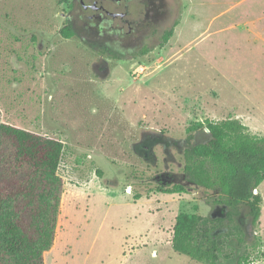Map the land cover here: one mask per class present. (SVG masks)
Listing matches in <instances>:
<instances>
[{"label":"rangeland","instance_id":"1","mask_svg":"<svg viewBox=\"0 0 264 264\" xmlns=\"http://www.w3.org/2000/svg\"><path fill=\"white\" fill-rule=\"evenodd\" d=\"M161 2L165 11L147 23L141 42L131 53L115 42L113 56L100 51L106 42L87 30L78 0H0L1 119L65 144L66 185L45 264H203L174 251L175 217H220L226 207L201 187L152 189L186 183L193 121L236 117L264 135V0ZM142 8L132 1L131 16ZM66 16L78 30L71 38L60 33ZM142 46L150 51L139 54ZM258 191L259 224L246 206L236 218L248 264H264V181ZM236 263L222 256L218 264Z\"/></svg>","mask_w":264,"mask_h":264},{"label":"trees","instance_id":"2","mask_svg":"<svg viewBox=\"0 0 264 264\" xmlns=\"http://www.w3.org/2000/svg\"><path fill=\"white\" fill-rule=\"evenodd\" d=\"M177 24L164 32L163 44L173 36ZM61 33L75 35L70 24ZM149 50L143 49L141 54ZM201 134L208 139L198 141ZM185 143L186 183L163 184L152 191L185 193L188 185L201 187L216 193L214 201L226 211L220 217L179 212L173 225L174 251L203 264H218L222 256L248 264L251 254L246 231L236 218L246 206L253 226L259 224L264 135L250 132L236 117L207 118L186 128ZM64 149L62 140L5 122L0 113V264H45V254L55 244L66 185L59 173ZM133 196L135 200L142 197L138 192ZM237 247L243 250L241 254Z\"/></svg>","mask_w":264,"mask_h":264},{"label":"flooded vegetation","instance_id":"3","mask_svg":"<svg viewBox=\"0 0 264 264\" xmlns=\"http://www.w3.org/2000/svg\"><path fill=\"white\" fill-rule=\"evenodd\" d=\"M132 1L134 0H78L87 30L98 34L96 37L99 43L106 42H104L105 45H101V52L116 56L115 53H112V49L114 48L113 44L117 42L123 49H128L127 52L131 53V49L145 37L147 23L155 22V19L165 11V4L161 2L163 0H138L139 3H143L144 8L139 16L134 17L130 13ZM65 19L66 25L70 24L77 35L76 22L70 16H66ZM126 27L128 31L124 33ZM146 48L149 47L142 46L138 53L141 54Z\"/></svg>","mask_w":264,"mask_h":264},{"label":"built area","instance_id":"4","mask_svg":"<svg viewBox=\"0 0 264 264\" xmlns=\"http://www.w3.org/2000/svg\"><path fill=\"white\" fill-rule=\"evenodd\" d=\"M144 70H145V68L141 66V67H138V68L136 69V72H137V73H142ZM255 192H257V190H255Z\"/></svg>","mask_w":264,"mask_h":264}]
</instances>
